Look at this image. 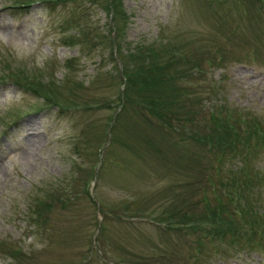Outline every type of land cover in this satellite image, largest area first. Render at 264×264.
Instances as JSON below:
<instances>
[{
    "label": "rangeland",
    "instance_id": "obj_1",
    "mask_svg": "<svg viewBox=\"0 0 264 264\" xmlns=\"http://www.w3.org/2000/svg\"><path fill=\"white\" fill-rule=\"evenodd\" d=\"M48 1L0 0V264H264V0ZM137 45L156 58L135 67ZM173 54L200 58L171 96L193 121L146 93L119 112L123 69ZM211 110L234 149L179 137ZM210 209L223 236L191 228Z\"/></svg>",
    "mask_w": 264,
    "mask_h": 264
},
{
    "label": "trees",
    "instance_id": "obj_2",
    "mask_svg": "<svg viewBox=\"0 0 264 264\" xmlns=\"http://www.w3.org/2000/svg\"><path fill=\"white\" fill-rule=\"evenodd\" d=\"M47 2H49L48 0H46ZM59 2V0H56ZM56 1L54 3H56ZM51 3V2H49ZM233 4V3H232ZM49 6V5H48ZM73 19L71 18V23H73ZM114 34L116 35L117 32V27L114 26ZM78 33L82 34L85 32L84 28H82V33L79 32L81 29H78ZM114 35V36H115ZM85 37L87 38V34H85ZM90 39V38H89ZM92 39V38H91ZM90 39V40H91ZM111 40H114L113 38ZM73 44L78 45L79 43H76L72 40ZM79 46V45H78ZM97 46V45H96ZM94 46V47H96ZM80 47V46H79ZM141 45H137L136 46V51L137 54H141L140 56V60L139 62L136 64L135 67H139L142 64H145V61H147L149 58L150 59H155L156 55L158 52H155L152 48L151 45L146 46L145 48H141ZM92 48H87V52L84 51V49H82L80 47V50L82 52V54H87L91 51ZM146 52L142 53V50H145ZM130 57H132L134 55V53H129L128 54ZM174 56H170L166 61L162 62V63H154V65H150L148 67H146L144 70L142 69H136L133 65L135 64H131L130 68H127L125 71L123 69L122 73H121V77L123 78V83H122V89H121V95H119V100L118 103L120 104L119 106V112L123 109L124 105H126L127 107H131L133 105V108L135 110V108H140L143 107L144 103L140 104L138 101H136V99L134 97H132L131 92H133V94H136V96L139 97L140 93H146V103H149V105L147 104V109H149V112L151 114H154L156 116V120L158 121H163V117H165L166 119L164 120L165 123H168V117H170L171 115L174 114H178L180 111L183 114L189 115L188 120H192L191 119V114L193 115V111L190 110V108L188 110H186L185 112L183 111V108L185 107V105L183 104L182 107L180 106H172V99H174V97L172 98V95H175L177 93L178 97L181 96L180 92H184L185 96L187 98H189L190 93L188 91L194 92L196 93L197 90H191L188 87L185 86V89L182 91V89L179 87V85H182V82H184V80H186L187 76H190L191 73H194V71H200L202 70L200 68V64H199V60L195 59L196 62H194V60H190L188 58H183L181 56V58H179V56H175V54H173ZM134 58V57H133ZM170 64V67L168 68V73L167 77L170 76V80L169 81H163V75L161 74V69L164 68V66L166 64ZM197 63V64H196ZM134 67V69L132 70V68ZM196 69V70H194ZM171 70V73H170ZM146 72V74H144ZM202 72V71H201ZM18 85L22 86V87H27V88H32L31 87V82H22V83H17ZM168 84L173 86V89L171 91L167 90V86ZM179 92V93H178ZM221 108H219L218 110L220 111ZM212 112L209 113L210 117L214 120V122L211 125V131H207L206 134L201 135L198 134L197 136V131L198 128L194 129L195 132L194 133H189L187 132V136H179L182 139L191 137L193 138L194 141L198 140L200 142H202V145L206 146V150L208 152H215V150L220 149V147H227L229 146L230 148H235L234 146L236 145V141L234 140L235 138V133H237V129H239V126L237 123H240L238 118L235 117V122L234 121H230V120H225L221 113L219 111H214L211 110ZM226 111V109L224 110ZM148 112V114H150ZM168 113V116H167ZM137 121L140 122V118L137 116ZM193 121V120H192ZM133 126L138 127V123L135 122L134 124H132ZM163 125V124H162ZM167 125V124H165ZM192 125V124H191ZM164 126V125H163ZM240 137V136H239ZM237 140V139H236ZM152 143V142H151ZM238 143H241L242 145H246L248 143L247 138L245 139H241L238 141ZM243 145V146H244ZM234 182V180H233ZM245 184H248V182H244ZM184 200L186 201V199L184 198ZM181 203H184L181 202ZM204 214L208 215L207 219L204 218H195L194 220L196 221V223L199 224H203L202 225V229L206 228V235H211V236H215V235H220L223 236V234L225 233V231H230V222H224V218L223 215L221 216L220 211L217 212L218 215L215 214L214 211H212L211 209L204 212ZM174 222H176L177 224L181 223L182 225H190L193 221L192 220H188L186 219L184 214H181L179 216H176V218L174 219ZM173 226L175 229H177L175 227V224L173 223ZM191 228L195 229H199L197 227V224L194 225L192 224ZM179 229V227H178ZM177 229V230H178ZM234 236H238L236 234H234Z\"/></svg>",
    "mask_w": 264,
    "mask_h": 264
}]
</instances>
